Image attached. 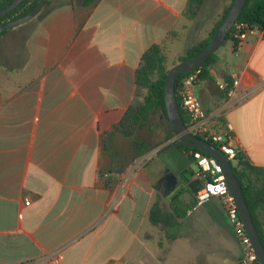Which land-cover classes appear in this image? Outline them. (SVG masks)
I'll use <instances>...</instances> for the list:
<instances>
[{"label": "crops", "instance_id": "obj_1", "mask_svg": "<svg viewBox=\"0 0 264 264\" xmlns=\"http://www.w3.org/2000/svg\"><path fill=\"white\" fill-rule=\"evenodd\" d=\"M61 1L30 26L0 32V264H136L149 240L167 264H240L241 246L218 197L171 226L152 222L156 202L173 215L171 195L189 202L195 193L178 185L164 198L165 160L158 154L138 165L134 137L115 130L143 99L136 78L143 53L195 23L185 14L190 0ZM218 9L199 43L226 10ZM223 45L195 89L207 110L224 106L235 79L238 93H248L222 121L232 123L244 155V186L263 198L264 31L247 34L237 48L232 40ZM153 120L138 137L160 146L176 139H167L172 131L162 115L147 131Z\"/></svg>", "mask_w": 264, "mask_h": 264}, {"label": "trees", "instance_id": "obj_2", "mask_svg": "<svg viewBox=\"0 0 264 264\" xmlns=\"http://www.w3.org/2000/svg\"><path fill=\"white\" fill-rule=\"evenodd\" d=\"M13 1L14 0H0V9L7 7ZM39 1L40 0H24L17 8L12 10L10 13L0 16V25L8 22L9 20H13L28 14L35 8ZM51 1L52 0H47L43 9L46 8L49 4H51ZM67 1L68 0H62L60 3L64 4ZM95 1L96 0H84V4H91ZM208 2L209 0H190L188 8L185 12L187 18L191 20L200 19L201 12ZM232 2L226 8L221 19L213 28L210 37L190 47L185 55L179 57V61L193 57L204 49V47L207 45L215 31L219 28L226 15L228 14ZM238 21L246 22L251 26L257 25L264 31V0H247L238 18ZM175 35L176 32L171 31L165 40L160 43H154L143 53L140 64L136 70L137 84L142 90L145 89L143 99L141 102L130 106L126 111L125 115L123 116L122 120L119 122L118 125L115 126V130L117 132L122 133L126 136L134 137L133 147L136 157H140L149 153L154 147L148 141V139L137 136V132L144 129L148 125L152 116L159 113L163 116L164 120L170 125L172 133L168 136L167 139H170L174 135V129L169 121L165 106V80L169 71L166 66V50L168 46V39L170 38V36ZM227 40H232L234 43V47H238L239 41L233 37V29L230 31ZM215 55L216 52L211 54L207 61L200 66L201 74L199 76L198 82L209 78V67L215 59ZM190 74L191 72H182L178 74L175 82L176 97L185 121L187 118L185 111L183 110V107L181 105L180 91L183 88L184 79ZM210 142L219 147V144L214 143L211 140ZM174 145L183 147L188 152L191 150L190 148L184 146L178 139H174L165 145V147L159 152V156H161V152L163 150ZM204 154L208 155L206 153ZM234 160L237 162L236 165L233 164L232 160H230V162L232 163L233 169L242 184L250 211L257 225L261 239L264 243V227L260 219L259 210L261 207L264 208V197L262 198L258 196L255 199L251 198L247 187H245L243 184V177L245 176L243 167L245 168L247 166L244 155L239 151ZM192 176V168L184 170L180 176L179 188L177 190H184L185 188H189L192 193H196L199 189V182L193 180ZM194 204L195 199L188 202L185 198L175 192L171 195L170 202V208L173 212V215H168L167 213H164L159 203L156 202L154 208L151 211L150 217L154 224L163 223L166 225L169 224L171 226L172 218H186L188 211L194 206Z\"/></svg>", "mask_w": 264, "mask_h": 264}, {"label": "built area", "instance_id": "obj_3", "mask_svg": "<svg viewBox=\"0 0 264 264\" xmlns=\"http://www.w3.org/2000/svg\"><path fill=\"white\" fill-rule=\"evenodd\" d=\"M232 29L233 37L239 43L247 34L263 31L257 25L251 26L246 22L238 20ZM200 74V67L192 70L191 74L184 79L183 88L180 91L181 105L187 118L185 121L187 128L192 134L219 144L220 150L230 160H234L240 151L236 145L234 127L229 121L223 122L222 118L229 108L244 100L248 96V93H238L237 86L239 85V80L235 79L231 86L226 85L228 98L224 106L215 110H207L203 106L195 89ZM164 147L165 145H162L154 151L140 156L137 164H145L153 156L158 155ZM188 154L192 156L193 162L196 161L198 165L197 170H193L192 176L193 180L199 182V189L195 193V204L192 210L204 206L213 197L220 198L228 221L241 246L240 264H262L253 247L244 221L240 216L234 197L227 186L226 177L221 165L215 158L205 155L199 150L191 149ZM26 204H30V200H27Z\"/></svg>", "mask_w": 264, "mask_h": 264}, {"label": "water", "instance_id": "obj_4", "mask_svg": "<svg viewBox=\"0 0 264 264\" xmlns=\"http://www.w3.org/2000/svg\"><path fill=\"white\" fill-rule=\"evenodd\" d=\"M24 0H14L7 7L0 9V16L10 13L17 8ZM47 0H40L35 8L28 14L18 17L0 25V32L9 27L17 26L32 20L44 7ZM247 0H233L228 14L222 24L215 31L204 49L193 57L180 60L174 64L168 71L165 80V106L169 121L174 129L175 138L190 148L196 149L216 159L221 165L226 177L227 186L234 197L240 216L244 221L246 230L251 238L253 247L264 264V243L261 239L257 225L254 221L249 208L248 201L243 191L239 177L235 173L230 159L220 150L218 146L210 141L192 134L186 125L181 113L180 106L176 97L175 82L178 74L182 72H191L200 67L207 59L222 46L228 38L235 22L238 20L242 9ZM161 157L167 163V168L160 179V193L167 198L178 187L180 176L186 169L191 168L193 158L188 151L178 145L171 146L161 152Z\"/></svg>", "mask_w": 264, "mask_h": 264}, {"label": "rangeland", "instance_id": "obj_5", "mask_svg": "<svg viewBox=\"0 0 264 264\" xmlns=\"http://www.w3.org/2000/svg\"><path fill=\"white\" fill-rule=\"evenodd\" d=\"M229 1L230 0H209V2L204 6V9L201 12L200 19H196L195 23H191L190 25H188L184 29L174 30L176 32V35L170 36V38L168 39V46H167V50H166V55H167L166 66H167L168 70L174 64L179 62V57L182 55H185L187 50L190 47L199 43V39L202 37L204 27L206 25H208L212 21V19L216 20L215 16L218 15L217 14L219 12L218 10H220L218 8H222V6H224V8L226 9L230 3ZM49 6H50V4L46 8H44V9L42 8V10L31 21L26 23L25 26L26 27L30 26L36 20V17H38ZM210 17H213L211 19V21H210ZM174 40H175V42L173 44H171V42ZM229 44H230V40H226L223 46H228ZM142 92H143V94H142V97H143V95L145 93V89H143ZM160 116L161 115L158 113V114L151 117V120H153V119L154 120L151 122V125H150L149 129H147V131L148 130L151 131L152 128H154L155 124L160 123V121H159ZM168 126L171 130V127L169 124H168ZM147 131H145V133ZM160 145L161 144H157V145L153 144L154 147L151 149L150 152L159 148ZM121 149L123 152H128L129 151V142L122 144ZM232 162L234 165L237 164V162L235 160H232ZM191 168L194 171L197 170L198 165H197L196 161H194L191 164ZM165 206L167 207V203H165ZM162 239H163V235H162ZM161 243L163 244V241ZM160 246L162 247V245H160ZM146 247L150 250H148L146 252H141V253H144V254H142L143 255L142 263H136V264H167L166 263L167 261H162V260L158 259V257L163 254V251H161V248L158 246V243L156 240H149L146 244ZM179 258H181V257L179 256Z\"/></svg>", "mask_w": 264, "mask_h": 264}]
</instances>
